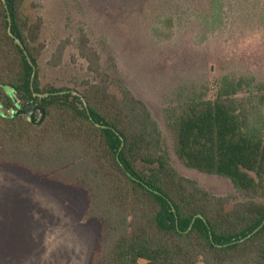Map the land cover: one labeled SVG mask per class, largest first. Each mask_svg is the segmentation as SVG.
<instances>
[{"label": "trees", "instance_id": "obj_1", "mask_svg": "<svg viewBox=\"0 0 264 264\" xmlns=\"http://www.w3.org/2000/svg\"><path fill=\"white\" fill-rule=\"evenodd\" d=\"M24 1L0 0V165L85 191L86 215L100 222L86 264H264V223L245 238L264 219V121L233 97L242 79L222 76L212 97L189 100L175 119V155L228 179L242 198L230 203L176 171L146 104L109 90L83 32L78 54L94 80L79 92L42 83V19L28 17ZM62 51L60 43L47 64ZM35 106L31 121L24 112Z\"/></svg>", "mask_w": 264, "mask_h": 264}, {"label": "rangeland", "instance_id": "obj_2", "mask_svg": "<svg viewBox=\"0 0 264 264\" xmlns=\"http://www.w3.org/2000/svg\"><path fill=\"white\" fill-rule=\"evenodd\" d=\"M22 11L42 19V83L79 92L94 80L78 54L83 32L109 90L128 89L146 104L176 171L230 203L242 199L228 179L177 158L175 119L186 102L212 97L219 79L234 75L242 83L233 97L264 121V0H25ZM60 43V63L49 66ZM86 205L77 186L0 165V264H86L100 238Z\"/></svg>", "mask_w": 264, "mask_h": 264}, {"label": "water", "instance_id": "obj_3", "mask_svg": "<svg viewBox=\"0 0 264 264\" xmlns=\"http://www.w3.org/2000/svg\"><path fill=\"white\" fill-rule=\"evenodd\" d=\"M4 1V0H3ZM8 31H9V33L11 34V31H10V24H9V27H8ZM12 35V34H11ZM17 41H18V39L17 38H15ZM28 61H29V63L32 65V63H31V61L28 59ZM34 70H35V68H34V66H33V74H32V76H31V80H30V87H31V89L33 90V86H32V80H33V76H34ZM74 92H76V91H74ZM34 94H36V95H39V96H44V95H46L47 93H34ZM84 105H85V102H84ZM36 109H39V107L38 106H35V107H33L31 110H28V111H25L24 113L25 114H27L28 115V117H29V119L31 120V121H33V111L34 110H36ZM41 119V118H40ZM40 119L38 120V121H40ZM118 158V157H117ZM198 216V215H197ZM196 217V216H195ZM195 217L192 219V222H191V224L189 225V227H188V229L189 228H191V226H192V223H193V221H194V219H195ZM264 223V219H263V221L261 222V224H259V226H257L253 231H251L249 234H247L246 236H245V238H247V237H249L251 234H253L259 227H261L262 226V224ZM244 239V238H243Z\"/></svg>", "mask_w": 264, "mask_h": 264}]
</instances>
